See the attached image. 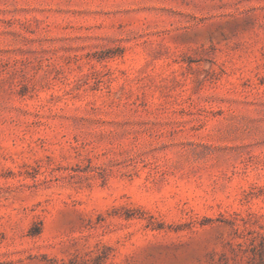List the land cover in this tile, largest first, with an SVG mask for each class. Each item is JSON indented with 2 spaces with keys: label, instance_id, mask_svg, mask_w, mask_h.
<instances>
[{
  "label": "rangeland",
  "instance_id": "374dc122",
  "mask_svg": "<svg viewBox=\"0 0 264 264\" xmlns=\"http://www.w3.org/2000/svg\"><path fill=\"white\" fill-rule=\"evenodd\" d=\"M0 264H264V0H0Z\"/></svg>",
  "mask_w": 264,
  "mask_h": 264
}]
</instances>
